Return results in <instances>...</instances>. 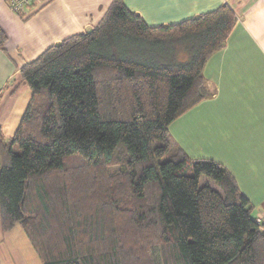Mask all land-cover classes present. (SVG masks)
<instances>
[{"label": "trees", "instance_id": "1", "mask_svg": "<svg viewBox=\"0 0 264 264\" xmlns=\"http://www.w3.org/2000/svg\"><path fill=\"white\" fill-rule=\"evenodd\" d=\"M235 21L222 4L150 26L113 0L24 63L32 95L12 136L0 131L1 230L19 224L42 264H264L234 176L168 128L210 95L204 64Z\"/></svg>", "mask_w": 264, "mask_h": 264}, {"label": "crops", "instance_id": "2", "mask_svg": "<svg viewBox=\"0 0 264 264\" xmlns=\"http://www.w3.org/2000/svg\"><path fill=\"white\" fill-rule=\"evenodd\" d=\"M112 1L36 0L24 18L9 8L7 0H0V28L6 34L0 47V131L4 139L12 136L32 95L17 78L19 68L51 44L94 27ZM124 3L150 26L177 23L222 4L233 9L236 21L224 46L208 57L202 70L210 95L174 119L168 128L176 141L178 130L185 129L174 123L184 118L181 123L185 122L186 131L193 134L189 139L196 141L198 137V143L211 152L202 149L203 153L198 152L195 158L208 155L223 164L251 203L248 186L260 185L264 180V0ZM215 151L225 155L232 165L213 156ZM3 232L0 228V235Z\"/></svg>", "mask_w": 264, "mask_h": 264}, {"label": "rangeland", "instance_id": "3", "mask_svg": "<svg viewBox=\"0 0 264 264\" xmlns=\"http://www.w3.org/2000/svg\"><path fill=\"white\" fill-rule=\"evenodd\" d=\"M183 119L184 118L179 119L174 123V125L177 123L181 124V126L185 129L184 132L182 130H178L176 141L179 143V145L191 151L189 154L190 156L187 154L189 157L195 158L198 152L203 153L202 149H205L206 152L209 149L207 147H203V143H198V141H200L198 137L196 138V141L189 139L193 137V134H190L186 131L185 122L181 123ZM174 125L172 126L173 130ZM223 151L224 154L227 153V149H223ZM208 152L211 154L210 151ZM212 153L213 156L216 155L217 158L224 159L225 162L232 165L228 159L224 157L225 155H222L216 151ZM205 157L210 158L208 155ZM199 183L200 185L207 183L212 188L219 190V187L216 185V183L209 177L201 176ZM247 189V191L251 194V203L254 206L251 212L255 213L257 210L255 207H264V200H261L264 191V180L260 181V185L257 184L255 186H248ZM0 258L3 264H42L19 224H15L10 231L3 232V234L0 235Z\"/></svg>", "mask_w": 264, "mask_h": 264}, {"label": "built area", "instance_id": "4", "mask_svg": "<svg viewBox=\"0 0 264 264\" xmlns=\"http://www.w3.org/2000/svg\"><path fill=\"white\" fill-rule=\"evenodd\" d=\"M35 1L36 0H7V4L11 10L25 18L30 13L33 5H35ZM254 220L258 229L264 232V207H260L255 211Z\"/></svg>", "mask_w": 264, "mask_h": 264}]
</instances>
